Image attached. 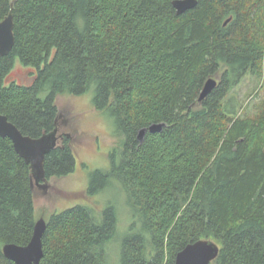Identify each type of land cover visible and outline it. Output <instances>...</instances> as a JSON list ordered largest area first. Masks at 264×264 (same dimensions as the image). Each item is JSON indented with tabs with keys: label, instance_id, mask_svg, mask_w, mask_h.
<instances>
[{
	"label": "trees",
	"instance_id": "16d2710c",
	"mask_svg": "<svg viewBox=\"0 0 264 264\" xmlns=\"http://www.w3.org/2000/svg\"><path fill=\"white\" fill-rule=\"evenodd\" d=\"M11 11L0 112L40 137L60 125L59 94L94 88L120 143L85 194L118 183L133 215L121 234L110 202L100 214L98 203L53 212L40 264H106L112 248L120 264H175L201 238L220 245L215 264H264V96L244 113L234 93L248 74L264 79V0H199L182 14L173 0H0V19ZM17 62L34 69L30 82L9 79ZM212 76L218 85L200 101ZM61 134L48 179L76 170ZM37 220L30 165L0 135V264H16L3 247L27 245Z\"/></svg>",
	"mask_w": 264,
	"mask_h": 264
},
{
	"label": "rangeland",
	"instance_id": "374dc122",
	"mask_svg": "<svg viewBox=\"0 0 264 264\" xmlns=\"http://www.w3.org/2000/svg\"><path fill=\"white\" fill-rule=\"evenodd\" d=\"M33 70L17 62L9 79L28 83L31 81ZM215 77L219 79V76ZM234 93L244 107V113H252L254 104L264 96V79L248 74L236 86ZM94 94L93 88L85 94L62 93L57 97L60 111L59 133L64 132L72 137L71 145L75 151L77 165L76 170L67 176L47 178L43 182L44 187L35 184L36 213L38 218L48 219L53 212L76 204L84 203L95 207L98 203L100 208L96 211L100 214L110 202L117 207L119 231L122 234L132 222L133 215L119 184L110 185L103 194H85L90 185L91 172L95 169H110L111 153L120 143L114 116L94 108ZM109 256L106 264H120L119 249H110Z\"/></svg>",
	"mask_w": 264,
	"mask_h": 264
},
{
	"label": "water",
	"instance_id": "95a60500",
	"mask_svg": "<svg viewBox=\"0 0 264 264\" xmlns=\"http://www.w3.org/2000/svg\"><path fill=\"white\" fill-rule=\"evenodd\" d=\"M198 2L199 0H173V5L177 13L182 14L196 7ZM11 5L13 7L14 1ZM14 27V16L11 11L4 19H0V65L2 57L8 55L14 47ZM218 82L214 76L207 79L199 100L205 99L216 88ZM165 126V122L152 123L139 130L138 138L143 141L148 131L160 132ZM0 135L9 137L13 141L16 151L30 165L32 187L34 188L35 184L44 187L43 182L47 180L46 157L57 147L60 137L63 136L59 133V127L40 137H31L25 135L15 123L9 120L7 115L0 112ZM46 228V219L38 218L31 241L27 245L6 243L3 247L5 255L16 264H40L44 256L43 237ZM219 253L220 245L215 240L201 238L188 243L180 250L176 255L175 264H215L214 261Z\"/></svg>",
	"mask_w": 264,
	"mask_h": 264
}]
</instances>
